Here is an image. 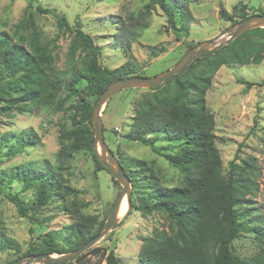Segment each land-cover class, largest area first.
<instances>
[{
  "label": "rangeland",
  "instance_id": "374dc122",
  "mask_svg": "<svg viewBox=\"0 0 264 264\" xmlns=\"http://www.w3.org/2000/svg\"><path fill=\"white\" fill-rule=\"evenodd\" d=\"M168 2L180 6L189 18L187 22L177 19L178 34L169 28L167 17L157 5L147 8L149 0H0V34H5L10 43L23 47L29 56H36L43 64L48 63L56 74L61 75L58 100L51 108L24 99L27 90L20 82L28 80L25 72L6 78L0 84V140L24 130H31L36 139L32 146L14 154L7 153V148L0 149V176L10 174L22 165L47 162L67 186L80 191L78 197L86 204L80 212L96 216L103 226L120 183L91 151L75 153L60 162L55 157L60 149V136L73 129L74 122L82 120L81 110L73 108L82 102L79 96L92 106L97 101L96 97L86 96L85 81L76 84L77 94H71L68 89L73 69L82 67L84 59L90 56L89 50L75 38L74 30L79 26L90 36L98 52L96 62L102 68L114 70L129 64L136 68V74L153 77L173 67L192 46L218 39L233 26L219 17L220 0ZM222 3L238 21L241 13L239 4L244 5L247 16L264 10V0H222ZM38 8L63 15L70 29L60 27L55 16L43 14ZM256 44H264V40L253 38L252 41H244L242 51L253 54ZM233 48L240 51L235 44ZM219 50L196 62L189 73L211 76V86L204 98L207 111L213 115L222 176L227 178L231 161L243 164L254 160L258 171L257 190L249 205L254 210L248 213L247 218L254 216L264 234V56L258 65L223 63L217 66L230 58L223 47ZM238 80L255 85L244 93L245 86ZM149 92L142 87L123 90L102 106L100 120L104 142L117 161L145 162L161 187L181 186L183 174L161 155L148 146L123 138L129 130L131 117L137 111L138 101ZM11 100L16 102L10 104ZM91 132L93 147L92 124ZM148 138L162 154L178 150V143L168 142L162 135H150ZM13 195L21 203L30 205L34 189L25 188L19 181L0 185V234L19 246L18 251L0 250V264L40 254L41 250L47 249L44 243L46 235H52L54 241L67 250L68 245L62 242V238L66 227L72 223L71 211L67 208L71 199H53L40 210L38 221L31 217L30 212L25 216L19 213L10 198ZM244 209L242 207L241 210ZM123 211L118 214L119 226L84 253L83 264H99L103 254L106 256L111 251L121 264H142L137 256L144 241L153 235L155 227L167 230V222L161 214L144 215L132 209L123 215ZM241 220H247L246 216ZM262 247L264 237L254 230L252 224L249 231H242L232 243L233 253L244 260L253 257Z\"/></svg>",
  "mask_w": 264,
  "mask_h": 264
},
{
  "label": "trees",
  "instance_id": "16d2710c",
  "mask_svg": "<svg viewBox=\"0 0 264 264\" xmlns=\"http://www.w3.org/2000/svg\"><path fill=\"white\" fill-rule=\"evenodd\" d=\"M154 5L162 10L169 28L177 34L180 31L175 24L177 19L185 22L189 19L174 2L149 0L147 8ZM239 6L241 21L248 16L244 5ZM38 11L55 16L60 27L68 28L63 15L56 14L54 10L38 8ZM218 13L222 20L233 26L239 22L234 19V14L224 9L222 0L218 5ZM258 14L264 15V10L261 9ZM78 27L74 30L75 38L89 50L90 56L84 59L82 67L73 69L72 79L68 83L71 94H77L76 84L85 81L86 96L98 98L111 82L141 76L129 64H123L114 70L99 66L95 57L98 52L92 39ZM253 38L264 40V29L249 30L224 46L223 50H227L230 58L217 66L223 63L258 65L264 56V44H256L253 54L242 51L244 41H252ZM234 44L240 51L234 50ZM206 56L207 54L196 59L182 74L166 84L149 89L150 92L138 101L129 130L123 135L129 142L150 147L183 174L181 186L164 188L157 183L156 176L145 162L124 159L118 161L130 179L131 210L144 215L156 212L167 222V230L155 227L153 235L140 247L137 257L142 264H264V247L248 260L239 258L232 251L233 241L242 231H249L251 224L264 237L263 229L256 218H247L254 210L249 205L257 190L255 182L258 171L253 159L243 164H237L233 160L229 164L227 178L222 176L220 154L215 145L213 115L207 111L204 98L206 90L211 86V76L189 73L195 63ZM22 72L28 75L26 82H20L23 89L27 90L24 99L51 108L58 100L61 75L56 74L48 63L43 64L36 56H29L23 47L10 43L5 34H0V84L6 78H13ZM237 82L245 86L244 93L255 85L244 80ZM79 101L82 102L73 108L80 109L83 117L82 120L74 122L73 129L60 136V149L55 155L59 162L68 160L81 151L93 152V106L84 102L80 96ZM14 102L16 100L9 101L10 104ZM150 135H162L166 141L178 143V150L162 154L148 138ZM34 140L36 139L32 131L24 130L0 140V149L7 148V153L14 154L32 146ZM13 181L21 182L27 189H34V199L30 205L21 203L15 195L10 197L23 216L30 212L31 217L38 220L40 210L53 199H71L67 208L71 211L72 223L66 227V234L62 238L68 249L61 248L52 235H46L44 243L47 249L41 250L40 254H65L77 250L99 234L102 223L98 222L97 217L80 212L86 207L78 197L80 191L67 186L49 163H29L14 168L10 174L0 176V185ZM242 207H245L243 211ZM245 216L247 220L242 221L241 217ZM3 249L18 251L19 246L14 240L0 234V250ZM84 253L70 264H83L81 260ZM103 257L100 263L104 261V264H121L112 251L106 256L103 254Z\"/></svg>",
  "mask_w": 264,
  "mask_h": 264
},
{
  "label": "water",
  "instance_id": "95a60500",
  "mask_svg": "<svg viewBox=\"0 0 264 264\" xmlns=\"http://www.w3.org/2000/svg\"><path fill=\"white\" fill-rule=\"evenodd\" d=\"M255 28L264 29V15L257 14L248 16L245 19L239 21L236 25L227 29L225 33L220 36V38L215 40H205L197 43L187 50V52L173 67L162 74L153 77L132 76L111 82L98 96L97 101L92 108L91 115V124L94 129V140L92 147L93 153L98 162L117 182L120 183L119 192L99 234L87 241L77 250L69 253L56 254V256L47 253L38 254L30 256L27 259L21 258L8 264H69L73 262L78 256L89 250L109 232L113 231L119 226L117 218L123 199H125L127 203L125 215L130 212V179L114 157L113 153L108 149L103 138V126L100 120V112L104 104H106L112 97L123 90L139 87L153 89L166 84L176 76L182 74L196 59L221 49L222 47L237 39L243 33Z\"/></svg>",
  "mask_w": 264,
  "mask_h": 264
},
{
  "label": "bare ground",
  "instance_id": "6f19581e",
  "mask_svg": "<svg viewBox=\"0 0 264 264\" xmlns=\"http://www.w3.org/2000/svg\"><path fill=\"white\" fill-rule=\"evenodd\" d=\"M125 203H126V200L123 199V201H122V203H121V206H120V209H119V211H123V210L125 209V210L123 211V212H124L123 215H125V212H126V210H127V203H126V207H125ZM123 215H122V216H123Z\"/></svg>",
  "mask_w": 264,
  "mask_h": 264
}]
</instances>
